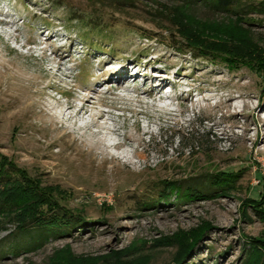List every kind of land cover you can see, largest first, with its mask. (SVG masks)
I'll return each instance as SVG.
<instances>
[{"label": "rangeland", "instance_id": "374dc122", "mask_svg": "<svg viewBox=\"0 0 264 264\" xmlns=\"http://www.w3.org/2000/svg\"><path fill=\"white\" fill-rule=\"evenodd\" d=\"M255 2L232 19L206 0L122 9L111 0H0V155L42 180L74 221L38 246L36 224L19 231L36 200L25 214L1 212L0 264H58V255L68 264H264V203L252 201L264 199V72L195 58L177 33L182 24L211 47L259 60L264 0ZM55 52L69 56L64 67ZM154 70L168 80L164 91ZM86 91L111 111L99 126L65 129L46 112L80 107ZM99 138L126 146L107 155ZM221 172L232 177L222 187L210 180ZM187 189L204 192L192 199ZM193 231L204 234L181 259Z\"/></svg>", "mask_w": 264, "mask_h": 264}, {"label": "trees", "instance_id": "16d2710c", "mask_svg": "<svg viewBox=\"0 0 264 264\" xmlns=\"http://www.w3.org/2000/svg\"><path fill=\"white\" fill-rule=\"evenodd\" d=\"M111 1L115 8L122 9V7L135 0ZM255 1L257 0H206V2L211 5V8L217 13L228 14L232 19L238 16L245 17L248 14V12H246L248 9L257 7V2ZM260 5L263 6V4ZM169 20H171L170 17ZM232 22L235 24L237 23V21ZM178 26H180V28L177 33H181L183 37L186 38V43L184 45L192 51V55L195 58L199 59L202 56L212 55L220 57L225 61H229V63L232 61L235 65H247L252 69H256L258 73L264 72V58L255 60L254 57H249L242 53H233L217 47H211L212 44H207L205 41L201 42L199 41L201 39L191 36V31L187 30L186 34L183 30L182 24ZM233 27L234 26L232 25L229 28L231 32L234 31ZM165 30L169 31V28ZM179 45H182V43H179ZM211 178V182L221 187L232 179L231 175L223 174L222 172L211 176ZM166 187L171 192L177 191V193H180L182 191L181 185H179L178 182L168 181L166 182ZM203 192L204 191L202 190L187 189V197L198 199L202 196ZM56 197L58 196L54 195L52 189L43 187L42 180L32 178L28 171L22 170V168L8 157L0 155V213H11V215H13L15 212L18 215V212H20L25 214V211H28L27 206L31 204L32 201L36 200L37 202L33 205L34 207L31 210V214H34L35 216L22 223L19 227V231L21 233L28 232L29 227L32 224H36L40 229V235L37 240V244H39L38 246H42L50 239L65 234L67 229L71 228L74 224V221H72L73 217L71 218V216H67V214L60 212L63 209L57 204ZM163 197L164 200L168 198V196L164 194ZM252 201L258 205L264 203V199H262V201L253 199ZM57 209L59 210L56 212ZM49 211L56 214L51 218H47ZM258 211L263 212L262 208ZM13 217H15V215H13ZM203 234V232L196 234L193 231L192 234L185 236L184 240L181 242V247L184 252L181 259L202 238ZM32 248H28L27 250L29 251ZM55 261L58 264H68L67 261H64V257L59 255L56 256Z\"/></svg>", "mask_w": 264, "mask_h": 264}, {"label": "bare ground", "instance_id": "6f19581e", "mask_svg": "<svg viewBox=\"0 0 264 264\" xmlns=\"http://www.w3.org/2000/svg\"><path fill=\"white\" fill-rule=\"evenodd\" d=\"M54 55H55L54 56L55 59H53L52 62H54V63L56 62L59 66H62V67H64L67 64L69 56L66 57V56L59 55L58 52H55ZM151 63L152 62H149V64H151ZM61 70H62V68L59 69V72ZM123 70L124 69H122V71ZM122 71L121 70L120 71L119 70H115V71H112V74H111V71H108V74L114 76L115 77V81H118V82L121 83V82H124L126 80V78L121 73ZM127 74L129 75L127 77L130 78L131 77L130 74L129 73H127ZM177 75H178V72L176 73V76ZM102 76L103 75L101 74L98 77V79H100V77H102ZM151 77L163 81V83L158 86L159 89L164 91L167 88L166 84H167L168 80L166 78H163L164 74H156L155 70H154V71L151 72ZM106 85H109L110 88H111L112 82L111 81H107ZM120 88H121V86L117 87V89H120ZM142 97L143 96L141 95L140 97H138L139 98L138 100L137 99L136 100L133 99V100L135 102H137V103H142V100H141ZM96 100L97 99L95 97L91 96L90 91H86L84 95H80L77 98V102L81 103L80 107H79V105H77V103L76 104L75 103H70V104H67V105L58 104L57 106L50 108L49 111H46V112L49 113L50 115H52V118L54 120L57 119L60 122H62L63 123V127L65 129H68L69 127L70 128L72 127V129L74 131L81 130V129H84L85 131H88L92 127L94 128V127L99 126L101 123H103L104 120H106V117L111 114V111L107 112V111H104V109L102 110V108L100 106V103H98ZM161 100L163 101V99H161ZM245 105L249 107V104H245ZM259 107L260 106H258L257 109ZM83 117H85V118H83ZM79 119H82V121H84L81 126H78ZM118 130L119 129L115 130V128H114V130L112 131L113 133H111V134L112 135L114 134V135L117 136L118 135ZM151 131L150 130H146L144 133L145 134H153ZM101 134H102V132H98L96 135H93V136L95 138H98L99 135H101ZM128 137H131V135L130 136L128 135ZM257 137H258L257 138L258 141H263L264 142V135L261 132V128H260V130L257 131ZM96 143H97L98 146L101 147V145H102L104 147L102 149L105 152V154H107V155H110L112 150L119 151V150L123 149L126 146V143H122V142L106 143V141H104L102 138H99L98 142H96Z\"/></svg>", "mask_w": 264, "mask_h": 264}]
</instances>
